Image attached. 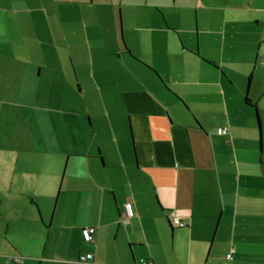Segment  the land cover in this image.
Returning <instances> with one entry per match:
<instances>
[{
	"label": "crops",
	"instance_id": "1",
	"mask_svg": "<svg viewBox=\"0 0 264 264\" xmlns=\"http://www.w3.org/2000/svg\"><path fill=\"white\" fill-rule=\"evenodd\" d=\"M198 1L0 0V264H264V0Z\"/></svg>",
	"mask_w": 264,
	"mask_h": 264
},
{
	"label": "rangeland",
	"instance_id": "2",
	"mask_svg": "<svg viewBox=\"0 0 264 264\" xmlns=\"http://www.w3.org/2000/svg\"><path fill=\"white\" fill-rule=\"evenodd\" d=\"M163 2H169V1H172V0H162ZM176 1V6L174 8V10H176V16H182V17H186V18H191L193 24H194V19L196 17L195 15V12H198V16L200 15V10L198 9L196 11V2L197 0H175ZM208 0H199V4H200V8H201V2H207ZM192 24V25H193ZM65 64H68L67 62H65ZM67 69H70L69 66L67 65ZM99 105H95V109L96 111L98 112L99 111ZM88 126V123H87V119L86 117L84 118V122H83V134L86 135V140L87 141H90L92 142L91 140L95 139V141L97 140H103L105 138H103L102 136L96 134V136L92 135L93 132L90 130V128L87 127ZM107 138V137H106ZM108 140V139H106ZM128 140L130 141V136H128ZM109 142V140H108ZM106 146L107 144L109 143H104ZM130 146H131V149H132V144L130 142ZM61 190L58 192L59 195L63 196L64 194L60 193ZM77 218V219H76ZM76 218L72 217L71 216L69 217L68 219V223L71 222V221H76V222H79V223H84L86 222L84 216L80 215L79 216H76ZM67 237L64 235V241L60 244V247L64 248V249H61V248H55L57 253L56 255L59 256V258H62L64 260H67V259H72L74 260V264H78L76 262V257L74 258V256L76 255L75 253L77 252V249L79 247V240H78V237L75 235V234H72L70 235L69 233L66 234ZM64 250V251H63Z\"/></svg>",
	"mask_w": 264,
	"mask_h": 264
},
{
	"label": "built area",
	"instance_id": "3",
	"mask_svg": "<svg viewBox=\"0 0 264 264\" xmlns=\"http://www.w3.org/2000/svg\"><path fill=\"white\" fill-rule=\"evenodd\" d=\"M216 134H217L218 136H224V135L226 134V129H224V128H219V129H217ZM125 209H126V212H125V217H124V219H123V223H124V224L128 223L127 221H129V219H130L131 217H133L134 214H135V209H134L133 204H131V203H127ZM170 216H171V218H172V225H173V226H175V227H179V228H183V227L186 226V224H185L184 222L180 221L179 219H176V218L173 216V214H171ZM80 233H81L83 239H84L86 242H90V241H91V239H92V235H93V229H92V228H85V229L81 230ZM91 259H93V255L88 254V255H85V256H81V257H79V258H78V262H79L80 264H87L88 261L91 260ZM230 259H231V254L226 255V263H225V264H227V262H228ZM10 260H11L12 262L15 261V263H21V262H22V259H20V258H16L15 256H14V258H10ZM139 262H140L141 264H152L151 261L140 260Z\"/></svg>",
	"mask_w": 264,
	"mask_h": 264
},
{
	"label": "trees",
	"instance_id": "4",
	"mask_svg": "<svg viewBox=\"0 0 264 264\" xmlns=\"http://www.w3.org/2000/svg\"><path fill=\"white\" fill-rule=\"evenodd\" d=\"M245 104H247L248 106H251V107L253 106V105H251V102H250V100H249V99H247V98L245 99Z\"/></svg>",
	"mask_w": 264,
	"mask_h": 264
}]
</instances>
